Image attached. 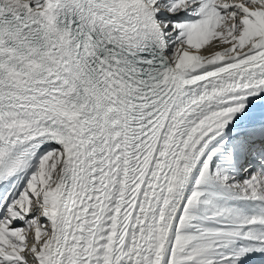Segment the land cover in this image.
<instances>
[{"label": "snow or ice", "instance_id": "obj_1", "mask_svg": "<svg viewBox=\"0 0 264 264\" xmlns=\"http://www.w3.org/2000/svg\"><path fill=\"white\" fill-rule=\"evenodd\" d=\"M0 264H264V0H0Z\"/></svg>", "mask_w": 264, "mask_h": 264}]
</instances>
